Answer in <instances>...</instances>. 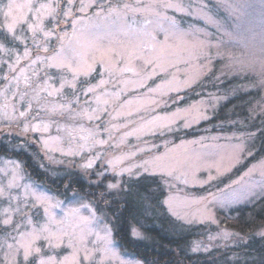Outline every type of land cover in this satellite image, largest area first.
Listing matches in <instances>:
<instances>
[{
    "label": "rangeland",
    "instance_id": "1",
    "mask_svg": "<svg viewBox=\"0 0 264 264\" xmlns=\"http://www.w3.org/2000/svg\"><path fill=\"white\" fill-rule=\"evenodd\" d=\"M25 2L16 0L18 4ZM169 2L179 0H95L94 6L86 13L89 20L85 22L90 21L91 26L84 37H72L71 27L62 24L61 27L69 33V38L65 40L69 55H74L71 48L75 47L79 54L77 59L83 56L92 63L94 56L99 59L100 54L96 50V46H99L123 52V57L113 55L111 72L106 70L104 64L95 63L94 71L88 77L78 78V92L81 88L99 84L101 80L106 82L95 93L86 96L81 93L79 103L75 102L69 85L65 84L62 90L56 91L61 89V77L72 79V74L67 70L45 69L38 63L36 67L40 71L37 77H32L31 70L27 71L31 88H35L37 83L42 89L45 88V73L52 77L48 80L47 90H39V99L31 101V116L39 114V119L31 122L47 125V131L33 133L38 135L45 155L53 159V163L76 159L74 165L69 162L64 164L66 167L73 166L79 172L85 171L79 167L80 164L99 154L100 159L94 166L98 172L108 167L109 159H114L120 168H132L134 174L131 176H137L135 173L161 175L167 190L164 198L167 210L190 225H215L216 231L211 236L215 239H209L203 246L218 250L239 243L237 240L241 238L239 233L221 224L218 212L264 194V155L242 167L240 173H236L225 184L217 186L254 155L255 133L239 129L241 122L245 123L239 117L223 121L212 119L230 97L246 90L258 91V98L251 109L252 118L264 113V0H182V11L164 7ZM124 4L139 10H124L126 15L101 18L109 6L120 7ZM101 9L105 10L101 17L95 16ZM173 21L177 27L175 32L171 29ZM3 23V17L0 16V24ZM51 27L52 24L46 22V28ZM1 31L0 42H3ZM201 42L205 47L202 50L197 47L194 54L189 55L193 45ZM49 46L59 49L55 37ZM133 48L135 53L129 57L128 53ZM18 51L22 54L23 46H19ZM0 59L7 60L8 54L0 51ZM148 60H154L155 63L146 64ZM24 65L25 61L21 60L20 66ZM7 71V66L0 71V89L6 83L3 76ZM209 75L213 79L201 85L202 79ZM90 77L91 82L88 80ZM230 78L249 80L230 88L225 85ZM85 80L89 82H80L84 83ZM31 88L24 84L21 77L20 91H28L31 97L35 95ZM11 90H16L15 85ZM187 91H191L187 96L194 98L186 99L183 92ZM50 92L52 95H49ZM8 98L11 102L18 100V97L11 96V91ZM69 101H72L70 108L67 107ZM4 104L5 98L0 95V125L8 123L3 119L6 114ZM60 105L65 108L61 109ZM24 107H27V103ZM62 111L63 115L60 114ZM80 112L86 114L75 115ZM7 114H12L11 108ZM89 116L93 118L89 119ZM192 130L200 133L187 137L186 133ZM43 141H47V147ZM80 146L85 151L79 156L63 154L69 148L78 149ZM7 161L19 164L16 175L22 179L16 182L20 187L6 188L8 182L13 180L15 167L7 164ZM146 161L147 172L143 167H136L145 165ZM0 169L4 170L0 171V185L5 186L6 191H10L13 196L20 197L21 204L24 198L29 201V207H25L24 211L29 214L32 224L14 212L4 214V208H14L17 203L13 201L10 205L7 199L0 200V220L6 215H11L14 221L23 219L25 224L20 231L25 232L30 231L32 225L37 228L46 226L55 235L51 244L43 239L49 234L47 231L35 241V246L41 248L42 257H52L53 264L67 257L71 264L73 249L68 246L69 242L82 249L81 235L87 246L93 247L92 241L96 240V236L81 233L85 225L80 220V216L88 217L91 209L80 208V205L91 204L96 214L100 215L94 204L71 203L69 199L37 185L26 177L16 160L1 159ZM107 174L114 176L109 183L130 176L126 172L117 176L106 171L104 176ZM212 184L214 188L209 190ZM24 185H31L53 198L51 216L45 215L43 206L30 208L33 197H25ZM57 201L62 202L59 207H55ZM73 208H80L79 215H67ZM104 222L111 227V247L118 257L105 261V264H120L121 261L123 264H143L119 249L110 222L106 219ZM89 226L99 230L94 222ZM3 232L0 233V264H25L22 249L19 255L13 257L12 254L20 237L11 227H4ZM225 232L231 234L228 239L223 236ZM64 233L67 235H63L62 241L56 239V236ZM103 234L100 232V235ZM257 234L264 236V226ZM57 244L58 247L55 246ZM197 244L201 245L196 243L194 247ZM9 245L13 249H9ZM95 259L99 260L100 254H96ZM81 264L84 262L81 261Z\"/></svg>",
    "mask_w": 264,
    "mask_h": 264
},
{
    "label": "trees",
    "instance_id": "2",
    "mask_svg": "<svg viewBox=\"0 0 264 264\" xmlns=\"http://www.w3.org/2000/svg\"><path fill=\"white\" fill-rule=\"evenodd\" d=\"M1 34L4 41L3 30ZM91 78L88 79L90 82ZM211 78L212 75L206 76L201 85ZM88 80L80 82L85 84ZM248 80L230 78L225 85L232 88ZM191 91L183 92L186 99L194 98L187 96ZM257 98V90L240 92L223 103L212 118L223 121L239 117L245 123L241 122L238 128L255 133L254 155L217 183V186L225 184L236 173H240L242 167L264 155V113L257 114L255 118L251 114ZM22 127V124L17 127L15 123L0 125V160L18 161L28 179L61 198L69 199L71 203L94 204L97 212L104 214L110 222L115 240L123 253L143 264H264V236L257 234L264 226V194L218 212L221 224L241 235L237 240L239 243L218 250L193 251L196 243H201L200 247L204 248L203 245L215 233L216 226L207 223L190 225L173 216L164 204L167 190L161 175L141 173L124 177L120 182L126 191L109 192L106 185L114 176L107 174L99 177L98 170L94 168L88 172H79L73 166H65L68 162L74 165L76 159L53 163V159L45 155L38 135L32 131L21 134ZM199 133L192 130L186 136L192 137ZM46 158L48 161H45ZM212 188L213 184L209 190ZM100 193L105 195L101 197ZM105 201L108 203L105 204ZM133 228L140 233L139 237L132 235ZM3 230L0 228V233H5ZM32 262L33 259L29 264Z\"/></svg>",
    "mask_w": 264,
    "mask_h": 264
},
{
    "label": "snow or ice",
    "instance_id": "3",
    "mask_svg": "<svg viewBox=\"0 0 264 264\" xmlns=\"http://www.w3.org/2000/svg\"><path fill=\"white\" fill-rule=\"evenodd\" d=\"M95 4V0H46V2H41V0H26L23 4L16 3V0H0V16L3 17L4 23L0 25L5 33L4 41L0 42V51H3L8 54V59H0V71L4 70V66H7V73L3 76V80L6 82L4 87L0 89V95L4 96L5 104L4 109L6 114L3 116V119L8 121L9 125L15 123L17 127L23 124L21 129V134H26L29 131L32 132H41L47 131L48 126L42 125L41 123H32L33 120L39 119V114L36 116H31L32 111V100L39 99V90H47L48 80L52 77L47 76L45 73L46 79L44 81L45 88L37 83L35 88H31L30 78L26 75V72L31 70L32 77H37L39 75L40 69L36 67L39 63L44 66L45 69L55 68L58 70H67V72L72 74V79L67 80L64 77H61V89L56 90L60 91L64 88L65 84L69 85L72 89V94L76 103H79V95L82 93L85 96L90 93H95L96 89L106 83L104 80H101L99 84L94 86H89L86 89L81 88L79 92L77 91V81L80 76L88 77L91 72L94 71V64L101 63L106 66V70L111 72L113 61V55L123 57V52H117L114 48H103L96 46V50L99 52V59L95 56L92 58V63H89L87 59L83 56L76 58L79 54L76 52V48L72 47L71 52L74 55H69V46L65 45V40L69 38V33L64 30L61 25L70 26L72 29V37H84L88 34L89 27L91 26L89 18L87 17V11L92 8ZM148 6H146L147 8ZM166 8H176L177 11H182L184 5L182 0L179 2H169L164 5ZM124 10H133L138 11L139 9H131V6L124 4L120 7L109 6L103 17L101 13L105 12L104 9H101L100 12L95 13L97 17L102 19H107L112 16L120 17L122 14L126 15ZM46 22L51 23V28H46ZM26 25V29L23 26ZM172 31H177L176 23L173 21L171 25ZM20 33L19 35L17 33ZM41 34L43 39H41ZM55 37L59 42V49L50 48L49 44L51 39ZM99 39V38H97ZM168 37H165L167 41ZM18 42V43H17ZM79 42V41H78ZM23 46V53L21 54L18 51V47ZM202 50L205 45L203 42L198 45H193L192 50H189V55H193L196 48ZM162 51L164 46H162ZM51 53L50 55H42ZM135 53V49L128 53L129 57H132ZM35 57V59H33ZM21 60L25 61L24 66L21 65ZM154 60L146 61V64H154ZM155 74V73H153ZM21 77H23V82L26 86L31 88V91L35 95L29 97L28 91H20L19 84ZM15 85L16 90L12 91V87ZM11 91L12 97H18L16 102L9 101L8 93ZM49 95H52L50 92ZM99 101V97H97ZM27 103V107H24V104ZM72 101H69L67 107H71ZM85 103H88L85 100ZM11 108L12 114H7V110ZM24 108V110H20ZM61 109H64V105H60ZM63 115V111L60 113ZM86 114L85 112L75 113V115L80 116ZM31 117V119H29ZM92 119V116L88 117ZM99 119V117H96ZM91 135V133H90ZM45 147H47V141H43ZM100 143H104L101 141ZM90 150V149H89ZM85 151L83 146H80L78 149H71L65 153L67 156H79ZM100 159V155L96 154L95 157L85 160L79 167L85 171L91 170L94 168L97 160ZM158 159V158H157ZM60 161H57L59 163ZM7 164L15 165L13 168V180L9 181L6 185L7 189H11L14 186L20 187L16 182L22 177L16 175L17 169H19V164L14 161H7ZM148 162H145V165L136 166L143 167L144 171H148L147 167ZM108 167L97 173L99 177H103L106 171H111L115 175L120 176L123 173H128L130 176L133 175L132 168H120L119 164L114 159H109L107 161ZM119 168V170H117ZM0 171H4L0 169ZM139 175V173H135ZM171 175V172H169ZM5 186L0 185V200L7 199L9 204L13 201H16V207L4 208L3 213L8 214L9 212H14L21 217L27 218V223L32 224L31 218L27 212L24 211L25 207H29V201L24 198L23 203L21 204L20 197L13 196L10 191H6ZM106 188L109 192L116 191H126V188L122 185L120 181L116 183H108ZM25 197H33V202L30 204V208H37L43 206L45 215L51 216V200L53 199L47 193L43 191H38L36 188H33L31 185H24ZM105 193H100V196L103 197ZM60 201H57L55 207L60 206ZM108 202L105 201V204ZM80 208L91 209L90 215L88 217L80 216V220L84 223L85 227L81 229V233H87V235L95 234L96 240L92 241L93 247L89 248L85 242L84 236L81 235L80 243L83 244V248L77 247L71 241L69 242V247L73 249L71 253V264H81V261L84 264H105V261L111 260L113 258L118 259L115 252L113 251L111 245V227L108 223L104 222L105 215H97L96 210L92 208L91 204H81ZM80 208L70 209L68 214L69 216H76L80 213ZM95 223L99 230H94L89 225ZM25 220H16L14 221L11 215H6V217L0 220V228L11 227L13 232H16L20 239L17 241V247L13 249L12 245H9V249H13V257L20 254L21 249L23 250V260L25 264H29L30 258H33V264H53V258L48 257L45 259L40 255L41 248L35 246V241L41 238V234L44 232H49L47 236H44L43 239L47 240L50 244L52 238L55 234L51 233L46 226L37 228L35 225H32L30 231H20L22 226H24ZM100 232H103V235H100ZM6 235H11V233H6ZM64 233L60 236H56L57 240H61ZM132 235L134 237H139L140 233L133 228ZM231 234L225 232L223 234L225 239ZM15 239V237H13ZM210 240L215 239V237H209ZM99 244L100 247H95ZM56 247L59 244L55 245ZM193 251H208L209 249L205 247L201 249L199 244L192 249ZM96 254H100V259L96 260ZM58 264H69V258H65L58 262ZM123 264V261L120 262Z\"/></svg>",
    "mask_w": 264,
    "mask_h": 264
}]
</instances>
